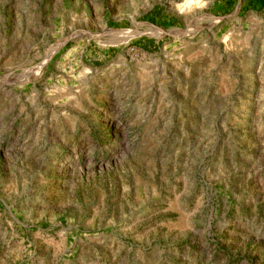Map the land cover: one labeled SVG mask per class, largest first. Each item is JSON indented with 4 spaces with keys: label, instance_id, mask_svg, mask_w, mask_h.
<instances>
[{
    "label": "rangeland",
    "instance_id": "obj_1",
    "mask_svg": "<svg viewBox=\"0 0 264 264\" xmlns=\"http://www.w3.org/2000/svg\"><path fill=\"white\" fill-rule=\"evenodd\" d=\"M0 264H264V0H0Z\"/></svg>",
    "mask_w": 264,
    "mask_h": 264
}]
</instances>
